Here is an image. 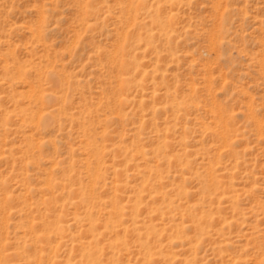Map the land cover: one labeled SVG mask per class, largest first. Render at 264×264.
Wrapping results in <instances>:
<instances>
[{"label": "rangeland", "instance_id": "rangeland-1", "mask_svg": "<svg viewBox=\"0 0 264 264\" xmlns=\"http://www.w3.org/2000/svg\"><path fill=\"white\" fill-rule=\"evenodd\" d=\"M0 264H264V0H0Z\"/></svg>", "mask_w": 264, "mask_h": 264}]
</instances>
